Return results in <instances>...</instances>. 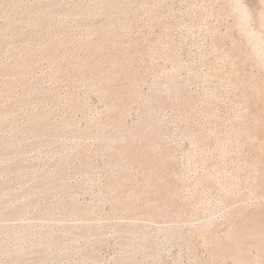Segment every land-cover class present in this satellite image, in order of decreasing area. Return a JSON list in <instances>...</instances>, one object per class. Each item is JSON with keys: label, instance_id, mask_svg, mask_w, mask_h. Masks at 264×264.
Instances as JSON below:
<instances>
[{"label": "rangeland", "instance_id": "1", "mask_svg": "<svg viewBox=\"0 0 264 264\" xmlns=\"http://www.w3.org/2000/svg\"><path fill=\"white\" fill-rule=\"evenodd\" d=\"M98 1L0 0V264H264V179L248 167L252 148L245 137L238 143L230 133L228 141L224 137L238 120L230 102L235 74L224 63L238 42L230 6L212 0ZM251 1L245 0L259 24V5Z\"/></svg>", "mask_w": 264, "mask_h": 264}, {"label": "bare ground", "instance_id": "2", "mask_svg": "<svg viewBox=\"0 0 264 264\" xmlns=\"http://www.w3.org/2000/svg\"><path fill=\"white\" fill-rule=\"evenodd\" d=\"M100 1V0H99ZM99 1H98V4H100L99 3ZM109 1V0H108ZM111 1V0H110ZM210 1V0H209ZM212 1H217V2H222V3H224V2H226V4H228L229 6H230V11H229V14H230V16H232L233 18H232V22L233 23H231V24H233L232 25V28H234V29H236V31H237V36H238V42H237V44H236V46H234L232 43V47H235L233 50H234V55L233 56H231V55H229V56H231V58H229V59H227V57H226V59L227 60H223V59H221V61L223 60L224 61V63H225V67L227 68H229V67H231L232 68V70H234V77L233 76H227V77H230V78H232L233 77V79L232 80H230V81H232V87H230V85H229V87L230 88H233L232 90H233V93H232V96H231V98H230V102L231 103H233V106H231V105H229V106H231V107H233V116H237L238 117V120L236 121L237 123H236V125L235 126H232V127H234L233 129H232V131H230V132H223V134L224 133H226L227 134V136H224V137H227V139H225V140H227L228 141V136H229V133L231 134L230 136L231 137H233L234 138V142L235 143H238V139H239V137L241 136V137H245L244 139H245V143L247 142V144L248 145H250L251 146V148H252V158H251V156L250 157H248V158H251V162H250V160H248V162L250 163V165L248 166L249 168H250V170L252 171V172H257L258 173V178H260V179H264V0H253V1H251V2H253V6H254V4H256L257 5V7H258V5H259V7H258V15H260L259 16V18H260V23L258 24V23H256V22H258V20H256V22H255V19H254V12L252 11V8L249 6V4L248 3H250V2H245V0H212ZM212 1H210V2H212ZM256 1V3H254ZM90 2V1H89ZM96 2V1H95ZM103 2V1H102ZM107 2V1H106ZM113 2V1H112ZM216 2V3H217ZM92 3H93V1H92ZM105 2H103V3H101V4H104ZM221 3V4H222ZM95 4V3H94ZM97 4V3H96ZM108 6H109V3H106ZM112 3H110V5H111ZM215 4V3H214ZM218 4V3H217ZM221 4H220V6H221ZM93 5V4H92ZM112 5H114V4H112ZM120 5V4H119ZM223 5H225V3L223 4ZM89 6V5H88ZM95 6V5H94ZM99 6V5H98ZM115 6V5H114ZM113 6V7H114ZM116 6H118V5H116ZM188 6V5H187ZM252 6V7H253ZM100 7V6H99ZM102 7V6H101ZM112 7V6H111ZM110 6H109V8H111ZM112 7V8H113ZM190 7V6H189ZM255 7V6H254ZM47 8V7H46ZM88 7H86V9H87ZM92 8H94V7H92ZM103 8H105V9H107L106 10V12L109 10V8H106V6H104ZM160 8V7H159ZM83 9V8H82ZM89 9H91V8H89ZM100 9V8H99ZM117 11H119V9H120V7H117ZM254 10H255V8H253ZM97 9H95V11H96ZM257 10V9H256ZM83 11V10H82ZM99 11H101V10H99ZM109 11H112V9H110ZM108 11V12H109ZM114 11V10H113ZM116 11V12H117ZM2 12V11H1ZM38 12V11H37ZM88 12V11H87ZM94 12V11H93ZM102 12V11H101ZM100 12V13H101ZM108 12H107V14H108ZM115 12V13H116ZM160 12V11H159ZM40 13L42 14V11H40ZM85 13H86V11H85ZM90 13V12H89ZM95 13V12H94ZM94 13H93V15H94ZM100 13H98V14H100ZM103 13V12H102ZM111 13V12H110ZM114 13V14H115ZM158 13V12H157ZM2 14V13H1ZM29 14V13H28ZM88 14V13H87ZM117 14H118V12H117ZM257 14V13H256ZM37 15H39L38 13H37ZM83 14H81V16H82ZM90 15H92V14H90ZM92 15V16H93ZM27 16V15H26ZM85 16V15H84ZM107 16V15H106ZM112 16L113 17H115L113 14H112ZM40 17V16H39ZM86 17V16H85ZM88 18H89V16H87ZM99 17V16H98ZM117 17V16H116ZM155 17V16H154ZM211 17V16H210ZM26 18V17H25ZM29 18V17H28ZM100 18H102V19H100V20H103V14H102V17H100ZM107 18H108V16H107ZM110 18H111V16H110ZM80 19V18H79ZM83 19V18H82ZM87 19V18H86ZM85 19V20H86ZM109 19V18H108ZM26 20H28V19H26ZM25 20V21H26ZM37 20V19H36ZM100 20H99V22H100ZM112 20V19H111ZM119 21H120V19H118ZM9 21V20H8ZM39 21H40V18H39ZM46 21H47V19H46ZM78 21V20H77ZM87 21V20H86ZM105 21V20H104ZM116 21V20H115ZM38 22V21H37ZM82 22V21H81ZM109 22H110V20H109ZM6 23V22H5ZM21 23V22H20ZM41 23V22H40ZM47 23V22H46ZM77 23V22H76ZM111 23H112V21H111ZM202 23V22H201ZM4 24V23H3ZM8 24V23H7ZM7 24H5L6 26H8ZM11 24V23H10ZM38 24V23H37ZM41 24H43V23H41ZM82 24V23H81ZM80 24V25H81ZM86 24V23H85ZM96 24H98V22L96 23ZM106 24V23H105ZM110 23H108L107 25H109ZM258 24V25H257ZM84 25V24H83ZM106 25V26H107ZM76 26V25H75ZM5 27V26H4ZM9 27V26H8ZM77 27H79V26H77ZM81 27V26H80ZM90 27V26H89ZM108 27V26H107ZM116 27V26H115ZM231 27V26H230ZM12 28V27H11ZM229 28V27H228ZM227 28V29H228ZM232 28H230V29H232ZM80 29V28H79ZM89 29V28H88ZM107 29V28H106ZM111 29V28H110ZM110 29L108 30V31H110ZM229 29V30H230ZM98 30H100V29H98ZM97 30V31H98ZM102 30H104L103 28H102ZM113 30H114V28H113ZM9 31V30H8ZM12 31V30H11ZM15 31V30H14ZM90 31V30H89ZM17 32V31H16ZM93 32V34H94V31H92ZM103 32V31H102ZM102 32H101V34H102ZM113 32V31H112ZM211 32V31H210ZM8 33V32H7ZM19 33V32H18ZM91 33V32H90ZM89 33V34H90ZM97 33V32H96ZM106 33V32H105ZM15 34V33H14ZM17 34V33H16ZM88 34V35H89ZM98 34V33H97ZM112 34V33H111ZM109 33H108V37H109ZM6 36V35H5ZM4 36V37H5ZM8 36V35H7ZM12 36V35H11ZM21 36V35H20ZM104 36V35H103ZM102 36V37H103ZM86 37V36H85ZM88 37V36H87ZM101 37V36H100ZM111 37V36H110ZM2 38V37H1ZM6 38V37H5ZM15 38V37H14ZM17 38H19V37H17ZM97 38V37H96ZM103 38H105V37H103ZM107 38V37H106ZM98 39H99V37H98ZM237 39V38H236ZM236 39H234L235 41H237ZM7 40V39H6ZM18 40V39H17ZM87 40V39H86ZM93 40H95L96 41V39H93ZM93 40H92V42H93ZM109 40H111V39H109ZM108 40V41H109ZM233 40V41H234ZM3 41V40H2ZM11 41V40H10ZM14 41V40H13ZM30 41V40H29ZM94 41V42H95ZM107 41V42H108ZM112 41V40H111ZM116 41H118V40H116ZM17 42V41H16ZM15 42V43H16ZM31 42V41H30ZM85 42V41H84ZM113 42V41H112ZM9 43V42H8ZM87 43H89V42H87ZM91 43V42H90ZM89 43V44H90ZM100 43H101V41H100ZM115 43H117V42H115ZM121 43V42H120ZM28 44V43H27ZM92 44V43H91ZM97 44H98V42H97ZM97 44H95V45H97ZM110 44H112V43H110ZM109 44V45H110ZM14 45V44H13ZM22 45V44H21ZM106 45H108V43L106 44ZM105 45V46H106ZM115 45V44H114ZM2 46V45H1ZM0 46V47H1ZM20 46V45H19ZM24 46V45H23ZM28 48H29V46L28 45H26ZM111 46H113V45H111ZM117 46V45H116ZM123 46H124V44H123ZM4 47H6L5 45H4ZM18 47V46H17ZM25 47V46H24ZM91 47V46H90ZM95 47V46H94ZM100 47V46H99ZM7 48H8V46H7ZM12 48V47H11ZM88 48H89V45H88ZM96 48V47H95ZM102 48V47H101ZM101 48H99V49H101ZM103 48H105L104 46H103ZM102 48V49H103ZM2 49V48H1ZM25 49H26V47H25ZM92 49V48H91ZM98 49V48H97ZM107 49V48H106ZM8 50V49H7ZM88 50V49H87ZM93 50V49H92ZM105 49H103V51H104ZM16 51V50H15ZM14 51V52H15ZM29 51V50H28ZM94 51V50H93ZM100 51V50H99ZM107 51V50H106ZM106 51H105V53H106ZM109 51V50H108ZM112 51V50H111ZM110 51V52H111ZM115 51V50H114ZM231 51H232V49H231ZM230 51V52H231ZM0 52H2V51H0ZM8 52V51H7ZM88 52H90V51H88ZM92 52V51H91ZM90 52V53H91ZM224 52V51H223ZM233 52V51H232ZM231 52V53H232ZM4 53H5V50H4ZM94 53V52H93ZM96 53V52H95ZM98 53V52H97ZM96 53V54H97ZM224 53H226V51L224 52ZM224 53H222V54H224ZM89 54V53H88ZM87 54V56H89ZM95 54V55H96ZM103 54V53H102ZM227 54V53H226ZM225 54V55H226ZM230 54V53H229ZM9 55V54H8ZM52 55V54H51ZM93 55V54H92ZM97 55H99V53L97 54ZM100 55H101V53H100ZM108 55H109V53H108ZM228 55V54H227ZM86 56V55H85ZM221 56V55H220ZM91 57V56H90ZM97 57V56H96ZM223 57H225V56H223ZM50 58V57H49ZM52 58V57H51ZM85 58V57H84ZM92 58H93V56H92ZM101 58V57H100ZM95 59V58H94ZM93 59V60H94ZM219 59V58H218ZM85 60H86V58H85ZM90 60V59H89ZM102 60V62H103V59H101ZM92 60H90V62H91ZM118 62V61H117ZM120 62V61H119ZM95 63V62H94ZM97 63V62H96ZM101 63V62H100ZM113 63H115V61L113 62ZM61 64H65V63H61ZM88 64V63H87ZM118 64V63H117ZM8 65H10V63L8 64ZM81 65H82V63H81ZM84 65H85V62H84ZM97 65V64H96ZM120 65V63L118 64V66ZM13 66V65H12ZM94 66V65H93ZM114 66H116V64L114 65ZM117 66V67H118ZM220 66H222V64L220 65ZM111 67V66H110ZM109 67V68H110ZM116 67V68H117ZM3 68V67H2ZM6 68H8V66H6ZM109 68L107 69V70H109ZM116 68H114V69H116ZM11 69V68H10ZM13 69V68H12ZM77 69V68H76ZM111 69V68H110ZM223 69V68H222ZM222 69H220L221 71H222ZM230 69V68H229ZM8 70H9V68H8ZM224 70H226V69H224ZM0 71H1V68H0ZM77 71H78V69H77ZM76 71V72H77ZM115 71H117V70H115ZM227 71H229V70H227ZM227 71H225V75L224 76H226V72ZM2 72H3V70H2ZM6 73V72H5ZM223 73H224V71H223ZM222 73V74H223ZM229 73H230V71H229ZM231 73H232V71H231ZM109 74V73H108ZM107 74V75H108ZM114 74V73H113ZM121 73H119V75H120ZM221 74V75H222ZM129 75V74H128ZM228 75V74H227ZM230 75V74H229ZM232 75V74H231ZM76 76V75H75ZM126 76V75H125ZM125 76H123V77H125ZM109 77V76H108ZM129 77V76H128ZM223 76H221V78H222ZM112 78V77H111ZM110 78V79H111ZM220 78V79H221ZM104 79V78H103ZM102 80V79H101ZM224 80V79H223ZM94 81V80H93ZM98 81V80H97ZM96 81V82H97ZM229 81V80H228ZM22 82H24V81H22ZM92 82V81H91ZM113 82V81H112ZM225 84H226V82H227V79L225 80V81H223ZM26 84H27V81H26ZM25 84V85H26ZM91 84V83H90ZM89 84V85H90ZM109 84H110V82H109ZM229 84V83H228ZM105 86V85H104ZM87 87V86H86ZM92 87V86H91ZM109 87H110V85H109ZM118 87V86H117ZM4 88V87H3ZM6 88V87H5ZM120 88V87H119ZM227 88V87H226ZM228 89V88H227ZM5 90V89H4ZM24 90H26V89H24ZM111 90V89H110ZM115 90H117L116 88H115ZM123 90V89H122ZM222 90V89H221ZM230 90V89H229ZM3 91V90H2ZM109 92V91H108ZM114 92V91H113ZM116 92V91H115ZM118 92V91H117ZM24 93V92H23ZM230 93V94H231ZM3 94V93H2ZM8 94H9V92H8ZM110 95H112V92H111V94ZM120 95V94H119ZM5 96H7V95H5ZM114 96H115V94H114ZM190 96V95H189ZM117 100V99H116ZM132 100V99H131ZM191 101V100H190ZM221 101V100H220ZM109 102H110V100H109ZM125 102V101H124ZM128 102V101H127ZM133 102V101H132ZM186 102V101H185ZM108 103V102H107ZM111 104V103H110ZM115 104H116V102H115ZM122 104H124V103H122ZM130 103H128V105H129ZM111 106V105H110ZM114 107V106H113ZM118 107V106H117ZM122 106H120V108H121ZM108 108H111V107H108ZM115 108V107H114ZM230 108V107H229ZM2 111H4L3 110V108H2ZM108 111H110V110H108ZM116 111V110H115ZM118 111V110H117ZM1 112V111H0ZM6 112H10V111H6ZM5 112V113H6ZM231 112V111H230ZM113 113H115L114 111H113ZM118 114V112L116 113V114H112V115H115V117H116V115ZM7 115V114H6ZM109 117V116H108ZM114 117V116H113ZM1 118V117H0ZM104 118V117H103ZM111 118V117H110ZM105 119V118H104ZM116 119V118H115ZM111 120H112V118H111ZM232 120H234V119H232ZM32 121V120H31ZM102 121H104V120H102ZM108 121V120H107ZM114 121V120H113ZM104 122H106V121H104ZM150 122V121H149ZM233 122V121H232ZM36 123V122H35ZM113 123V122H112ZM122 123V122H121ZM147 123V122H146ZM151 123V122H150ZM153 123V122H152ZM234 123V122H233ZM232 123V124H233ZM31 124V123H30ZM102 124H103V122H102ZM109 124V123H108ZM107 124V125H108ZM154 125H155V122L153 123ZM152 124V125H153ZM235 124V123H234ZM233 124V125H234ZM38 125V124H37ZM145 125V124H144ZM150 125V124H149ZM158 125V124H157ZM217 125V124H216ZM221 125V124H220ZM220 125H218V127L220 126ZM226 125H227V123H226ZM34 126V125H33ZM101 126V125H100ZM142 126H143V123H142ZM146 126V125H145ZM227 126H229V124L227 125ZM227 126H226V128H227ZM26 127V126H25ZM106 127V126H105ZM108 127V126H107ZM106 127V128H107ZM139 127V126H138ZM140 127H141V125H140ZM139 127V128H140ZM215 127V126H214ZM222 127V126H221ZM29 128V127H28ZM27 128V129H28ZM40 128V127H39ZM109 128V127H108ZM117 128V127H116ZM135 128V127H134ZM138 128V130L140 131H142V128L141 129H139ZM146 128H147V126H146ZM153 128V127H152ZM160 128V127H159ZM223 128V127H222ZM221 128V129H222ZM128 129V128H127ZM150 129H151V127H150ZM220 129V128H219ZM228 129H230L229 127H228ZM110 130V129H109ZM114 130V129H113ZM112 130V131H113ZM121 130H123V129H121ZM138 130L136 129L135 131L136 132H134L135 134H137V132H138ZM156 130V129H155ZM211 130V129H210ZM217 130V129H216ZM42 131H44V129L42 130ZM54 131V130H53ZM52 131V132H53ZM159 131V130H158ZM223 131H225V129L223 130ZM226 131H228V130H226ZM115 132V131H114ZM118 132V131H117ZM143 132V131H142ZM141 132V133H142ZM155 132V131H154ZM157 132V131H156ZM163 132H164V130H163ZM43 133V132H42ZM127 133V132H126ZM132 133V132H131ZM138 133H140V132H138ZM147 133V132H146ZM158 133V132H157ZM198 133V132H197ZM210 133V132H209ZM208 133V134H209ZM40 134V133H39ZM55 134V133H54ZM120 134V133H119ZM124 134V133H123ZM122 134V135H123ZM128 134V133H127ZM156 134V133H155ZM218 134H220V133H218ZM222 133H221V135H223ZM43 135V134H42ZM50 135H51V133H50ZM124 135H126V134H124ZM150 135V134H149ZM157 135V134H156ZM159 135H161V134H159ZM197 135V134H196ZM198 135H199V133H198ZM211 135V134H210ZM209 135V136H210ZM213 135V134H212ZM212 135H211V137H212ZM225 135V134H224ZM243 135V136H242ZM39 136V135H38ZM49 136V135H48ZM53 136V135H52ZM158 136V135H157ZM116 137H118V136H116ZM129 137H130V135H129ZM142 137V136H141ZM195 137V136H194ZM217 137H219V136H217ZM223 137V136H222ZM42 138V137H41ZM119 138V137H118ZM125 138V137H124ZM155 138H157V137H155ZM202 138H203V136H202ZM215 138V137H214ZM53 139V138H52ZM108 139V138H107ZM117 139V138H116ZM142 139H144V138H142ZM154 139V138H153ZM209 139H211V138H209ZM217 139V138H216ZM215 139V140H216ZM229 139H230V137H229ZM137 140V139H136ZM135 140V141H136ZM150 140V139H149ZM215 140H213V141H215ZM220 140V139H219ZM243 140V139H242ZM113 141V140H112ZM134 141V140H133ZM138 141V140H137ZM152 140H150V142H151ZM154 141H156V140H154ZM153 141V142H154ZM232 141H233V139H232ZM231 141V142H232ZM140 142V141H139ZM145 142V141H144ZM149 142V141H148ZM225 142V141H224ZM243 142V141H242ZM115 143H116V141H115ZM127 143V142H126ZM125 143V144H126ZM136 143V142H135ZM200 143V142H199ZM205 143V142H204ZM213 143H215V142H213ZM226 143V142H225ZM244 143V142H243ZM244 143V144H245ZM119 144H121V143H119ZM153 144V143H152ZM151 144V145H152ZM198 144V143H197ZM218 144V143H217ZM216 144V145H217ZM220 144V143H219ZM227 144V143H226ZM240 144V143H239ZM142 145H143V142H142ZM146 145V144H145ZM203 145V144H202ZM213 145V144H212ZM221 145V144H220ZM233 145V144H232ZM238 145V144H237ZM241 145V144H240ZM118 146V145H117ZM116 146V147H117ZM122 146V145H121ZM125 146V145H124ZM128 146V145H127ZM126 146V147H127ZM148 146H149V144H148ZM148 146L146 145V147L144 148L143 147V149H145L144 151H148L149 149H147L148 148ZM153 146V145H152ZM214 146H215V144H214ZM227 146H229V145H227ZM234 146V145H233ZM244 146V145H243ZM114 147V146H113ZM136 147V146H135ZM151 147V146H150ZM199 147V146H198ZM201 147V146H200ZM242 147V146H241ZM246 147V146H245ZM244 147V148H245ZM118 148H120L119 150H121V148L122 147H118ZM152 148V147H151ZM215 148V147H214ZM219 148H221V147H219ZM230 148V147H229ZM233 148H235V147H233ZM243 148V149H244ZM249 148V147H248ZM136 149V148H135ZM139 149H141V147H139ZM202 149H203V147H202ZM217 149V148H216ZM222 149H223V147H222ZM227 149V148H226ZM247 149V148H246ZM250 149V148H249ZM248 149V151H250ZM5 150V149H4ZM137 150V149H136ZM231 150H232V148H231ZM237 150V149H236ZM6 151V150H5ZM8 151V150H7ZM116 151V150H115ZM123 151H125V148H124V150ZM123 151L121 150V153H123ZM128 151H132V149H130V150H128ZM138 151V150H137ZM201 151V150H200ZM229 151H230V149H229ZM247 151V152H248ZM3 152V151H2ZM117 152H119V151H117ZM116 152V153H117ZM134 152V151H133ZM140 152H142V150H140ZM140 152H138V154H140ZM150 152V151H149ZM221 152V151H220ZM224 152V151H223ZM227 152V151H226ZM242 152V151H241ZM112 153V152H111ZM116 153H115V155H116ZM137 152H135V154H136ZM143 154H146L147 152H142ZM141 153V154H142ZM233 153H235V152H233ZM237 154H238V152H236ZM3 154H4V152H3ZM114 154V153H113ZM119 154V153H118ZM129 154H131V152H129ZM148 154V153H147ZM163 154V153H162ZM228 154V153H227ZM2 155V154H1ZM111 155V154H110ZM115 155H114V157H115ZM123 155V154H122ZM219 155V154H218ZM242 155V154H241ZM244 155H245V152H244ZM249 155H250V153H249ZM117 156V155H116ZM119 156V155H118ZM127 156V155H126ZM133 156H134V154H133ZM137 156V155H136ZM151 156H152V154H151ZM155 156V155H154ZM157 156V155H156ZM155 156V157H156ZM160 156V155H159ZM220 156V155H219ZM218 156V157H219ZM232 156L233 155H231V158H232ZM246 156V155H245ZM114 157H112V158H114ZM130 157V156H129ZM138 157H139V155H138ZM148 157H150V156H148ZM244 157V156H243ZM24 158V157H23ZM89 158V156H87V159ZM111 158V157H110ZM116 158V157H115ZM121 158H122V156H121ZM131 158V157H130ZM147 158V157H146ZM145 158V159H146ZM230 158V159H231ZM237 158V157H236ZM240 158V157H239ZM242 158V157H241ZM22 159V158H21ZM70 159H71V157H70ZM85 159H86V157H85ZM85 159L83 158V160H84V162H85ZM119 159V158H118ZM133 159V158H132ZM132 159H130V160H132ZM136 159V158H135ZM143 158H142V156H141V160H142ZM144 159V160H145ZM148 159V158H147ZM162 159V158H161ZM224 159V158H223ZM227 159H229V158H227ZM117 160V159H116ZM115 160V161H116ZM121 160H123V159H121ZM121 160H119V161H121ZM160 160V159H159ZM216 160V159H215ZM219 160V159H218ZM232 160H234V159H232ZM236 160V159H235ZM86 161H88V160H86ZM129 161V160H128ZM156 161V160H155ZM163 161V160H162ZM223 161V160H222ZM228 161V160H227ZM244 161V160H243ZM243 161H241V162H243ZM246 161V160H245ZM153 162V161H152ZM156 162H159L160 163V161H156ZM155 162V163H156ZM217 162V161H216ZM236 162H238V161H236ZM241 162L239 163V164H241ZM12 163V162H11ZM23 163V162H22ZM119 163V162H118ZM132 163H133V161H132ZM132 163H130V164H132ZM147 163H149V162H147ZM151 163V162H150ZM154 163V162H153ZM158 163V164H159ZM215 163V162H214ZM221 163V162H220ZM230 163H232V162H230ZM244 163H247V162H244ZM85 164V163H84ZM120 164V163H119ZM123 164V163H122ZM136 164V163H135ZM157 164V163H156ZM161 164V163H160ZM159 164V165H160ZM212 164V163H211ZM223 164V163H222ZM234 164H235V162H234ZM238 164V165H239ZM142 165H143V163H142ZM159 165H157V166H159ZM209 165V164H208ZM213 165V164H212ZM231 165V164H230ZM237 165V164H236ZM242 165V164H241ZM241 165L239 166V167H241ZM246 165H248V164H246ZM130 167H131V165H129ZM137 166V165H136ZM141 166V165H140ZM146 166H148V164L146 165ZM151 166V165H150ZM154 166V165H153ZM152 166V167H153ZM232 166H233V164H232ZM231 166V167H232ZM243 166V165H242ZM142 167V166H141ZM143 167H144V165H143ZM152 167H149V169H151ZM163 167V166H162ZM212 167V166H211ZM216 167V166H215ZM236 167H238V166H236ZM246 167V166H245ZM5 168V167H4ZM8 168V167H7ZM154 168H156L155 166L153 167V169ZM161 167H159L158 169H160ZM164 168L165 167H163V169L162 170H164ZM167 168V167H166ZM213 168H214V166H213ZM234 168H235V166H234ZM15 169V168H14ZM67 169H69V168H67ZM140 169V168H139ZM148 169V170H149ZM152 169V170H153ZM157 169V168H156ZM170 169H171V167H170ZM169 169V171H171ZM236 169L237 168H235V171H236ZM244 169V168H243ZM248 169V168H247ZM121 170V169H120ZM124 170V169H123ZM137 170V169H136ZM136 170H134V171H136ZM151 170V171H152ZM162 170H160L161 172H162ZM166 170V169H165ZM165 170L163 171V172H165ZM218 170H220V168L218 169ZM228 170H230V169H228ZM234 170V169H233ZM242 170V169H241ZM60 171V170H59ZM125 171V170H124ZM133 171V170H132ZM144 171H145V169H143V172L142 173H144ZM159 170L158 171H156L157 173L158 172H160ZM169 171H167L168 173H172V172H174V171H172V172H169ZM234 171V172H235ZM238 171H240V170H238ZM52 172V171H51ZM145 172H147V169H146V171ZM149 172V171H148ZM167 172H165V173H167ZM232 172V171H231ZM243 172V171H242ZM43 173V172H42ZM41 173V174H42ZM48 173V172H47ZM63 173V172H62ZM119 173V172H118ZM120 173H122L123 174V172H120ZM120 173L118 174V175H120ZM138 173V172H137ZM152 173V172H151ZM155 173V172H154ZM219 173V172H218ZM230 173V172H229ZM236 173H239V172H236ZM61 174V173H60ZM67 174V173H66ZM132 174V173H131ZM130 174V175H131ZM147 174H149V173H147ZM163 174V173H162ZM162 174H160V175H162ZM227 174V173H226ZM231 174H233V172L231 173ZM245 174H246V172H245ZM250 174V173H249ZM251 174H253V173H251ZM126 175V174H125ZM129 175V174H128ZM138 175H139V173H138ZM141 175V174H140ZM144 175H146L145 173H144ZM149 175H152V174H149ZM166 176H167V174H165ZM169 175V174H168ZM172 175V174H171ZM220 175V174H219ZM223 175V174H222ZM237 175V174H236ZM241 175V174H240ZM243 175V174H242ZM248 175V174H247ZM253 175H255V174H253ZM36 176V175H35ZM47 176V175H46ZM148 176V175H147ZM154 175H152V177H153ZM163 176V175H162ZM224 176V175H223ZM222 176V177H223ZM246 176V175H245ZM244 176V177H245ZM248 176H250V175H248ZM252 176V175H251ZM250 176V177H251ZM45 177V176H44ZM117 177V176H116ZM123 177V176H122ZM131 177V176H130ZM155 177V176H154ZM157 177H159L158 176V174H157ZM164 177V176H163ZM219 177V176H218ZM217 177V178H218ZM226 176H224V178H225ZM233 177H234V175H233ZM236 177V176H235ZM253 177V176H252ZM144 178V177H143ZM166 178H168V176L166 177ZM172 178H174V177H172ZM211 178V177H210ZM220 178V177H219ZM218 178V179H219ZM232 178V177H231ZM246 178H247V176H246ZM257 178V177H256ZM53 179V178H52ZM117 179H119V178H117ZM117 179H115V177H114V180H117ZM124 179V178H123ZM125 179H127V178H125ZM142 179V178H141ZM145 179V178H144ZM143 179V180H144ZM146 179H148L147 177H146ZM145 179V180H146ZM155 179V178H154ZM164 179V178H163ZM213 179V178H212ZM230 180V178H227V180ZM240 179V178H239ZM248 179H250V178H248ZM253 179V178H252ZM39 180V179H38ZM48 180V179H47ZM57 180V179H56ZM113 180V179H112ZM132 180V179H131ZM149 180V179H148ZM153 180V179H152ZM174 180H175V178H174ZM210 180V179H209ZM226 180V179H225ZM233 180V179H232ZM241 180H242V178H241ZM251 180V179H250ZM254 180V179H253ZM123 181H125V180H123ZM129 181V180H128ZM156 181V180H155ZM223 181V180H222ZM235 181V180H234ZM244 181V180H243ZM243 181H241V183L243 182ZM256 181V180H255ZM254 181V182H255ZM262 181V180H261ZM260 181V183H258L257 181V183H258V185L260 184L261 185V182ZM34 182V181H33ZM32 182V183H33ZM111 182V181H110ZM113 182V181H112ZM111 182V183H112ZM138 182H141V180L140 181H138ZM145 182V181H144ZM148 182V181H147ZM150 182H152V181H150ZM159 182H161V181H159ZM218 182H220V180H218ZM228 182V181H227ZM230 182H231V180H230ZM233 182V181H232ZM44 183V182H43ZM54 183H56V181L54 182ZM118 183L119 182H117V185H118ZM129 183V182H128ZM127 183V184H128ZM153 183H154V181H153ZM211 183V182H210ZM214 183V182H213ZM222 183V182H221ZM251 183V182H250ZM257 183H255L256 185H257ZM264 183V182H263ZM40 184H42L41 182H40ZM114 184H116V183H113V185ZM121 184H122V181H121ZM124 185H125V183H123ZM131 184H133V183H131ZM164 184H166V183H164ZM170 185H171V182L169 183ZM175 184V183H174ZM236 184V183H235ZM238 184V183H237ZM240 184V183H239ZM243 184V183H242ZM247 184V183H246ZM9 185V184H8ZM110 185H112V184H110ZM124 185H120V187H122V186H124ZM136 185V184H135ZM135 185H132V186H135ZM139 185V184H138ZM151 185H152V183L150 184V186H147L148 188L149 187H151ZM155 185V184H154ZM158 185V184H157ZM160 185H163V184H160ZM167 185V184H166ZM213 185H215V184H213ZM221 185V184H220ZM227 185H229V184H227ZM245 185V184H244ZM254 185V184H253ZM257 185V186H258ZM263 185V184H262ZM25 186V185H24ZM50 186V185H49ZM108 186V185H107ZM129 186V185H128ZM127 186V187H128ZM131 186V187H132ZM145 186V185H144ZM145 186V187H146ZM217 186H219V184L217 185ZM115 187H118V186H116L115 185ZM119 187V188H120ZM135 187H137V186H135ZM152 187H153V185H152ZM156 187V186H155ZM171 187L173 188V186H170L169 188H170V190L169 191H174V189H176L175 188V186H174V189L173 190H171ZM221 187V186H220ZM226 187H228V186H226ZM232 187H234V185L232 186ZM244 187V186H243ZM248 186H246L245 188H247ZM251 187V186H250ZM249 187V188H250ZM259 187H262V186H259ZM27 188V187H26ZM140 188V187H139ZM164 188V187H163ZM215 188V187H214ZM219 188V187H218ZM230 188V187H229ZM239 188V187H238ZM237 188V189H238ZM263 188V187H262ZM16 189V188H15ZM51 189V188H50ZM107 189V188H106ZM106 189H104V190H106ZM110 189H112V188H110ZM115 188L113 187V189L112 190H114ZM117 189V188H116ZM115 189V190H116ZM124 189V188H123ZM134 189V188H133ZM151 189V188H150ZM225 189V188H224ZM236 189V188H235ZM252 189V191H253V188H251ZM260 189V188H259ZM264 189V188H263ZM262 189V190H263ZM43 190V189H42ZM112 190H110V191H112ZM132 190V189H131ZM130 190V191H131ZM157 190H159L158 188H157ZM221 190H222V188H221ZM255 190V189H254ZM4 191V190H3ZM9 191V190H8ZM51 191V190H50ZM107 191V190H106ZM105 191V192H106ZM146 191H147V189H146ZM154 192H155V190H153ZM160 191H162V189H160ZM165 191V190H164ZM216 191V190H215ZM230 191V190H229ZM237 191V190H236ZM244 191H246V190H244ZM252 191H251V194H252ZM256 191H257V189H256ZM11 192H14V190L13 191H11ZM49 192V191H48ZM104 192V193H105ZM109 192V191H108ZM107 192V193H108ZM113 192V191H112ZM125 192V191H124ZM148 192H149V189H148ZM151 192V191H150ZM149 192V193H150ZM227 192V191H226ZM239 192V191H238ZM255 192V191H254ZM259 192H261L260 190H259ZM258 192V194H261V196H262V192L261 193H259ZM263 192H264V190H263ZM0 193H1V191H0ZM22 193H23V191H22ZM110 193V192H109ZM117 193H118V189H117ZM126 193V192H125ZM130 193V192H129ZM156 193V192H155ZM158 193V192H157ZM164 193V192H163ZM165 193H168V192H165ZM173 193V192H172ZM234 193V192H233ZM245 193H247V194H249V192H245ZM256 193V192H255ZM2 194V193H1ZM4 194H5V192H4ZM8 194H10L9 192H8ZM14 194V193H13ZM145 194H146V192H145ZM144 194V195H145ZM148 194V193H147ZM225 194V193H224ZM232 194V193H231ZM239 194V193H238ZM244 194V193H243ZM247 194H245V195H247ZM14 195H16V194H14ZM109 195V194H108ZM127 195H129V194H127ZM152 195L154 196V194H153V192H152ZM157 195V194H156ZM253 195V194H252ZM256 195H257V193H256ZM264 195V194H263ZM5 196V195H4ZM131 196H132V192H131ZM135 196L137 197L138 195L135 193ZM135 196H132L133 198L135 197ZM145 196H147V195H145ZM153 196H152V198H153ZM158 196V195H157ZM168 197H170V195H169V193H168V195H167ZM171 196H172V194H171ZM243 196V195H242ZM250 196V195H249ZM260 196V197H261ZM114 197V196H113ZM117 197V196H116ZM119 197V196H118ZM123 197H126V196H123ZM140 197V196H139ZM164 197V196H163ZM163 197H162V199H163ZM168 197H167V199H168ZM225 197V196H224ZM224 197H223V199H224ZM234 197V196H233ZM248 197V196H247ZM264 197V196H263ZM9 198V197H8ZM14 198H16V197H14ZM13 198V199H14ZM122 198V197H121ZM131 198V197H130ZM129 198V199H130ZM239 198V197H238ZM241 199H242V197H240ZM245 198V197H244ZM243 198V199H244ZM255 198H257V197H255ZM259 198V197H258ZM2 199V198H1ZM0 199V200H1ZM7 199V198H6ZM12 199V198H11ZM113 199V198H112ZM123 199H125V198H123ZM136 199V198H135ZM150 199H151V196H150ZM164 199H165V197H164ZM163 199V200H164ZM170 199V198H169ZM249 199V198H248ZM251 199V198H250ZM249 199V200H250ZM253 199V198H252ZM251 199V200H252ZM3 200H5V198L3 199ZM121 200V199H120ZM127 200V199H126ZM234 200V199H233ZM247 200V199H246ZM245 200V201H246ZM258 200V199H257ZM259 200H260V198H259ZM116 201H118V200H116ZM130 201H131V199H130ZM133 201V200H132ZM139 201H140V199H139ZM152 201H154V200H152ZM152 201H151V203H152ZM168 201V200H167ZM238 201V200H237ZM244 201V202H245ZM262 201V200H261ZM264 201V200H263ZM119 202V201H118ZM121 202H122V200H121ZM137 202V201H136ZM149 202V201H148ZM147 202V203H148ZM155 202V201H154ZM239 202V201H238ZM237 202V203H238ZM252 202H254V200L252 201ZM251 202V203H252ZM129 203V205H130V202H128ZM235 203V202H234ZM263 203V202H262ZM115 204H117V203H115ZM126 204V203H125ZM132 204V203H131ZM133 204H134V202H133ZM133 204H132V206H133ZM221 204V203H220ZM239 204V203H238ZM250 204V203H249ZM255 204V203H254ZM136 205V204H135ZM140 205V204H139ZM139 205H138V208H137V210H139ZM143 205V204H142ZM146 205V204H145ZM152 205V204H151ZM171 205V204H170ZM169 205V206H170ZM226 205V204H225ZM248 205V204H247ZM256 205H258V204H256ZM120 206H122V204L120 205ZM120 206H118V207H120ZM231 206V205H230ZM229 206V207H230ZM249 206V205H248ZM255 206V205H254ZM259 206V205H258ZM257 206V207H258ZM261 206V205H260ZM134 207H136V206H134ZM133 207V208H134ZM141 207V206H140ZM256 207V208H257ZM46 208V207H45ZM150 208V207H149ZM242 208V207H241ZM244 208V210H245V207H243ZM252 208V207H251ZM259 208V207H258ZM27 209V208H26ZM121 209V208H120ZM131 209V208H130ZM143 209V208H142ZM142 209H140L139 211H141ZM145 209V208H144ZM228 209V208H227ZM247 209H248V207H247ZM4 210V209H3ZM6 210V209H5ZM47 210V209H46ZM118 210H119V208H118ZM122 210H124V209H122ZM122 210H120V211H122ZM129 210V209H128ZM137 210H136V212H137ZM151 210V209H150ZM243 210V209H242ZM251 210V209H250ZM260 210V209H259ZM11 211H13L12 209H11ZM26 211V210H25ZM81 211H82V209H81ZM126 211V210H125ZM135 211V210H134ZM153 211V210H152ZM236 211V210H235ZM254 210H252V212H253ZM80 212V211H79ZM78 212V213H79ZM135 212V213H136ZM145 212V211H144ZM155 212V211H154ZM231 212H234V211H231ZM249 212V211H248ZM248 212H247V214H248ZM251 212V211H250ZM84 213V212H83ZM83 213H82V215H83ZM131 213H133L132 211H131ZM141 213H142V211H141ZM152 213V212H151ZM241 213V212H240ZM4 214H6V213H4ZM10 214V213H9ZM14 214V213H13ZM12 214V215H13ZM85 214V213H84ZM120 214H123V211H122V213H120ZM130 214V213H129ZM138 214V213H137ZM140 214V213H139ZM144 214V213H143ZM232 214V213H231ZM246 214V215H247ZM127 215H128V213H127ZM135 215V214H134ZM133 215V216H134ZM141 215V214H140ZM147 215V214H146ZM236 215V214H235ZM132 216V215H131ZM143 216V215H142ZM145 216V215H144ZM171 216H173V214L171 215ZM176 216V215H175ZM238 216V215H237ZM241 216V215H240ZM261 216V215H260ZM1 217H3V218H5L4 216H1ZM7 218H8V215L6 216ZM10 217V216H9ZM139 217V216H138ZM146 217V216H145ZM155 217V216H154ZM234 217H236V216H234ZM256 217H258L257 215H256ZM159 218V217H158ZM259 218V217H258ZM134 219H135V217H134ZM137 219V218H136ZM157 219V218H156ZM255 219V218H254ZM6 220V219H5ZM140 220V219H139ZM261 220V219H260ZM134 221V220H133ZM147 221V220H146ZM231 221V220H230ZM230 221H228L227 220V222H230ZM241 221V220H240ZM250 221V220H249ZM248 221V222H249ZM252 221V220H251ZM135 222H136V220H135ZM157 222V221H156ZM148 223V222H147ZM154 223V222H153ZM240 223H242V222H240ZM253 223V222H252ZM260 223V222H259ZM263 223V222H262ZM126 224V223H125ZM124 224V225H125ZM129 224H130V222H129ZM236 224V223H235ZM239 224V223H238ZM261 224V223H260ZM131 225V224H130ZM240 226H241V224H239ZM248 225V224H247ZM255 225V224H254ZM257 225H258V223H257ZM77 226H79V225H77ZM81 226V225H80ZM88 226V225H87ZM136 226V225H135ZM229 226H231V224L229 225ZM228 226V227H229ZM1 227V226H0ZM70 227H72V224L70 225ZM84 227H86V226H84ZM89 227V226H88ZM88 227H86V228H88ZM125 227V226H124ZM232 227H234V226H232ZM251 227V226H250ZM119 228V227H118ZM226 228V227H225ZM255 228V227H254ZM68 229V228H67ZM73 229V228H72ZM81 229H82V227H81ZM231 228L229 227V230H230ZM244 229H245V227H244ZM243 229V230H244ZM246 229H247V227H246ZM249 229V228H248ZM264 229V228H263ZM69 230V229H68ZM67 230V231H68ZM229 230H227V233L229 232ZM236 230V229H235ZM239 230V229H238ZM15 231V230H14ZM76 231V230H75ZM85 231V230H84ZM118 231H120V230H118ZM249 231V230H248ZM252 231V230H251ZM264 231V230H263ZM70 232V231H69ZM224 232H226V230L224 231ZM235 232V231H234ZM244 232V231H243ZM262 232V231H261ZM261 232H259V233H261ZM66 233V232H65ZM138 233V232H137ZM227 233H225V234H227ZM237 233V232H236ZM256 233V232H255ZM258 233V232H257ZM258 233V234H259ZM72 234V233H71ZM70 234V235H71ZM74 234V233H73ZM72 234V235H73ZM242 234V233H241ZM16 235V234H15ZM68 236V237H71V236ZM129 235V234H128ZM242 235H244V234H242ZM254 235V234H253ZM263 235V234H262ZM9 236V235H8ZM225 236V235H224ZM223 236V237H224ZM232 236V235H231ZM245 237H246V235H244ZM12 237V236H11ZM15 237V236H14ZM67 237V236H66ZM230 237V236H229ZM241 237V236H240ZM239 237V238H240ZM249 237V236H248ZM248 237H246V238H248ZM2 238V237H1ZM48 238V237H47ZM74 238V237H73ZM119 238V237H118ZM226 238H227V236H226ZM252 238H253V236H252ZM256 238V237H255ZM258 238H259V236H258ZM10 239V238H9ZM13 239H15V238H13ZM13 239H11V240H13ZM235 239V238H234ZM234 239H232V242L234 241ZM238 239V238H237ZM264 239V238H263ZM41 240H44V239H41ZM213 240H214V238H213ZM242 240V239H241ZM257 240V239H256ZM262 240V239H261ZM123 241V240H122ZM216 241V240H215ZM227 241V240H226ZM230 241H231V239H230ZM247 241V240H246ZM260 241V240H259ZM258 241V242H259ZM1 242V241H0ZM124 242V241H123ZM223 242V241H222ZM243 242V241H242ZM241 242V243H242ZM3 243V242H2ZM51 243V242H50ZM50 243H49V245H50ZM260 244L262 243V241L261 242H259ZM46 244V243H45ZM227 244H229V243H227ZM239 244V243H238ZM255 244V243H254ZM256 244H258V243H256ZM39 245V244H38ZM220 245V244H219ZM218 245V246H219ZM230 245V244H229ZM262 245V244H261ZM212 246V245H211ZM256 246V245H255ZM254 246V247H255ZM237 247V246H236ZM241 247V246H240ZM247 247V246H246ZM9 248V247H8ZM37 248V247H36ZM228 248V247H227ZM248 248H251L250 246L248 247ZM6 249V248H5ZM13 249V248H12ZM46 249V248H45ZM257 249V248H256ZM259 249V248H258ZM43 250V249H42ZM235 250V249H234ZM244 250V249H243ZM254 250V252H255V249H253ZM1 251H3V250H1ZM19 251V250H18ZM45 251V250H44ZM223 251V250H222ZM250 251V250H249ZM248 251V252H249ZM23 252H24V250H23ZM39 252H41V251H39ZM216 252V251H215ZM214 252V253H215ZM219 252V251H218ZM234 252V251H233ZM237 252V251H236ZM251 252H253V251H251ZM261 252V251H260ZM242 253H245V252H242ZM42 254V253H41ZM219 254V253H218ZM7 255H9V254H7ZM215 255V254H214ZM249 255H251L250 253H249ZM248 255V256H249ZM264 255V254H263ZM18 256V255H17ZM32 256V255H31ZM226 256V255H225ZM241 256V255H240ZM239 256V257H240ZM2 257H3V255H2ZM45 257H48V256H45ZM211 257H212V255H211ZM214 257V256H213ZM224 257V256H223ZM232 257V256H231ZM234 257V256H233ZM251 257V256H250ZM254 257V256H253ZM258 257V256H257ZM4 258V257H3ZM6 258V257H5ZM17 258V257H16ZM227 258V257H226ZM259 258V257H258ZM263 258V257H262ZM8 259V258H7ZM6 259V260H7ZM15 259V258H14ZM231 259V258H230ZM243 259V258H242ZM19 260V259H18ZM43 260V259H42ZM224 260V259H223ZM246 260V259H245ZM245 260H243V261H245ZM252 260H254L253 258H252ZM44 261V260H43ZM228 261H230V260H228ZM232 261V260H231ZM255 261V260H254ZM37 262V261H36ZM42 262V261H41ZM40 262V263H41ZM46 262V261H45ZM224 262V261H223ZM234 262H236V261H234ZM241 262V261H240ZM257 262V261H256ZM43 263V262H42ZM242 263V262H241ZM252 263V262H251ZM259 263V262H258ZM235 264V263H234ZM246 264V263H245ZM248 264V263H247ZM253 264V263H252Z\"/></svg>", "mask_w": 264, "mask_h": 264}]
</instances>
